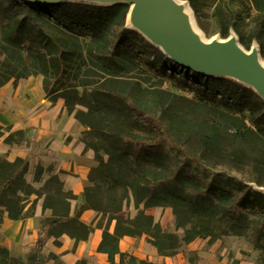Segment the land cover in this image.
<instances>
[{"label":"trees","instance_id":"16d2710c","mask_svg":"<svg viewBox=\"0 0 264 264\" xmlns=\"http://www.w3.org/2000/svg\"><path fill=\"white\" fill-rule=\"evenodd\" d=\"M188 1L197 13L201 0ZM245 1L248 6L241 1L243 9L256 11L247 40L232 21L237 12H224L216 5L214 11L223 19L220 33L225 36L232 27L245 45L259 40L263 53L264 0ZM35 7L54 19L61 29L52 36H32L18 28L0 31V86L42 75L46 98L51 102L63 99L67 113H73L83 126L80 141L94 151L98 165L88 172L91 184L81 193L84 205L71 215L70 200L76 195L64 188L58 175H50L35 189L23 177L27 171L25 160L16 157L9 161L0 156V208L6 209L8 218H22L30 195L36 194L32 204L42 198L43 210H51L42 221L46 237L53 236L59 246V237L66 234L76 245L90 234L91 226L79 217L91 208L102 217H108L97 251L107 254L109 264H152L119 249L118 241L124 235L146 233L158 255L168 257L196 238H208L212 242L220 235L245 236L249 224L247 213H230L231 192L243 188L241 179L231 177V189L225 190L217 182L199 185L181 168L170 169L167 144L175 142L170 139L174 127L163 123L161 114L155 117L153 113L169 112L173 103L162 100L167 93L150 83V77L141 71L137 62L142 52L148 53L154 58L144 64L153 67L158 50L142 37L139 46L132 42L125 45L127 29L113 30L123 26L129 4L91 5L65 1ZM134 46L140 47L139 52L133 51ZM162 66L177 68L175 62L166 59ZM140 72V77H136ZM192 76H196V72L192 71ZM175 81L182 89L189 88L196 94L197 101L188 100L192 105L186 106L178 117L187 120L188 131L198 134L199 148L223 157L235 170H243L244 164L248 165L251 175L248 181L264 184V99L227 77H215L210 84L189 83L178 78ZM1 129L2 126L0 137L4 135ZM242 138L250 143L245 149L239 143ZM4 142L26 143L25 133L12 130ZM40 173L41 169L37 168L35 180H39ZM216 181L220 180L216 178ZM7 191L20 192L24 198L18 199L25 202L11 205ZM129 191L138 209L134 218L118 214L123 201L128 200ZM141 204L143 209H139ZM159 205L171 207L175 228L183 229L182 236L162 231L160 225L153 223L152 215L145 213L146 209ZM112 221L114 228L110 232L108 225ZM253 241L255 247L262 250L260 264H264V221L256 229ZM43 243L39 238L35 251L24 261L11 256L2 246L0 264H45L40 256Z\"/></svg>","mask_w":264,"mask_h":264},{"label":"rangeland","instance_id":"374dc122","mask_svg":"<svg viewBox=\"0 0 264 264\" xmlns=\"http://www.w3.org/2000/svg\"><path fill=\"white\" fill-rule=\"evenodd\" d=\"M65 1L76 3L84 2L91 5H109L113 2L109 0ZM177 1L181 2L188 9V12L192 17L193 26L197 28L198 32L204 38L208 39L215 36L225 39L228 36L234 35L235 40H237L244 50L250 51L253 49L259 55V58L264 60V51L263 53L261 52L259 40L254 39L248 43V45H245L241 43L239 40L240 35L236 29L232 27L229 28L228 33L225 36H222L220 33V24L223 19L217 14L216 11H214L216 5L219 6L222 11L226 10L237 12L238 17L236 16L235 19L232 18V21L236 24V26H238V31H240L239 33H241V35L247 40V35H249V32L253 28V20L256 15V11H248L243 9L241 1L244 3V5L248 6L245 0H215L214 2H211L210 0H201L199 2L201 5L199 6V11L197 13L193 12L188 0ZM133 5L135 4H129V8L125 14L126 17L124 19L123 26L116 27L113 30L114 32H119L122 30V28L127 29V32L125 33V37L127 39L123 42L125 45H128V43L132 42L138 44L139 46V44L141 45L139 38L142 37L144 42L149 43L158 50L157 54H155L157 60L153 64V67H149L144 64L147 59L151 61L154 58L148 53L142 52L143 54H140L142 59L140 57L137 58V62L138 67L142 69L141 71L146 72L150 77V83H155L158 88L164 90L167 93V95H164V99L162 100H170L171 103H173L169 112L155 111L153 113L155 117H159L161 114L162 117L160 118L162 119L163 123H171L174 127V134L171 135L170 139H173L175 142L171 145L167 144V148L169 149L168 151L171 157L170 169L172 170L175 168H181L184 174L192 176L194 180L199 183V185L204 186V184L209 182H217L225 190L231 189V184H229V179L231 177L235 176L243 181V188L241 190H231L232 199L230 201V205H232V207L230 209V213L232 214L234 211L247 213L249 224L247 226L248 228L246 229V235H220L212 242H210L208 238L194 239L199 240L201 249L205 252H208V250L213 248L212 257L207 256L206 253H203V255H198L196 250H187L186 245H183L180 249H178L177 253H179V256L184 259L185 264H217L218 261L221 262L220 264H239L240 261H244L245 263L243 264H260L262 250L260 251L255 247L253 239L254 233L259 227L260 222L264 221V184L258 185L253 181H248L251 178V175L249 173L248 165L244 164V160L243 170H235L230 165H228L226 159L223 157L210 155V151H204L199 148V143L197 142L198 134L196 132L188 131L186 128L188 126L187 120L178 117V114L182 115V111L186 106L192 105L188 100L195 102L197 101L196 94L189 88L182 89L179 87L175 81V78L187 80L189 83L193 81H199L200 83L210 84L212 79L215 77H227L236 81L237 83L243 84L244 86L252 89L254 92H256V90L250 83L245 82L243 79H239L234 75H209L196 72V76L191 77V70H188L177 64L172 59V57L165 53L161 43L153 41L147 35V33H145L146 30L136 27L129 21L127 14ZM35 6H37V4L30 3L27 0H0V31L18 28L22 31L25 29L32 36L38 34L52 36L58 29H61L54 19H51L44 13L39 12ZM131 32H135L137 35H134ZM158 40L163 41L161 38ZM138 46H134L133 51L139 52L140 47ZM165 59L175 62L177 68L172 69L169 66H162V62ZM140 75L141 72L137 74L136 77H140ZM40 77L42 78V75H40ZM156 109H159V107L157 106ZM1 131L4 135L0 137V140L4 141V138L10 131L6 126H2ZM239 143L243 145V149H245V146L250 144L243 138ZM85 149L92 151L94 157L95 154L91 148L85 147ZM0 156L4 155L0 154ZM216 178H218L220 181H216ZM262 180H264V177ZM33 187L35 189H39L41 186ZM7 192L10 194L9 203L11 205H20L25 202L19 201L18 197L24 198L20 192ZM11 193H14V196L11 195ZM35 197L36 194L30 195V201L26 204V207L23 210V217L15 220H26L30 218L37 208V215L33 218L35 233L37 236L40 235L41 239H44L46 237V233H44L42 230V221L44 220V217L49 216L50 214H43L45 209L43 210L41 205L42 198L38 199L32 204V201L35 199ZM123 202L122 210L118 214L124 218H134L138 212V209L133 202V196L130 191L128 200H124ZM70 204V214L73 215L76 210H79L84 205L81 194L76 195V198L70 200ZM139 209H143V204L139 206ZM41 210L43 212H41ZM87 210H89V213H92V216L94 215V218H85L82 216V213L79 218L84 223L91 226V231L88 235V238L86 240H81L77 242L76 245H74V240L68 235L63 234L58 239V242L61 245H66L67 243L71 242V240L73 243V246L71 245L70 249L66 250L63 247L57 246L55 244V238L51 236L45 241V244L42 247L43 249L40 252V256L43 258V262H45V264H100L97 262L98 260H96L98 257H101L99 255L100 252H98L97 249L102 239V230L107 226L108 217H102L101 213H98L91 208H88ZM145 213L152 215L153 223L160 225V229H162V231L170 233L175 232L179 236L183 235V229L175 228V218L172 214L171 207L162 205L150 207L145 210ZM15 220L8 218L6 209L0 208V247H6L9 250L11 256L16 258L19 257L22 261H24L27 256L35 251L36 241H27L26 239L24 242L20 237L13 236L11 231H4L1 229L3 222L13 224ZM113 228L114 221L108 225V231L113 232ZM96 235L99 238V242L95 245V247H91L90 244ZM147 238L148 236L146 233L131 236L124 235L119 239L118 245L121 251H124L131 256L133 255L138 259L145 261L147 260L152 264H164L158 263L155 259H153L154 257H157L158 253L156 252L153 254L150 252V249L154 245L151 244ZM84 242H86V245ZM78 244H81L82 246L85 245V249L82 254L80 253L77 255L76 246ZM105 257L107 260L106 253ZM210 258L212 259L210 260ZM117 259L118 256L115 257L116 262L118 261ZM106 264H109V260H107Z\"/></svg>","mask_w":264,"mask_h":264},{"label":"crops","instance_id":"0c3cea01","mask_svg":"<svg viewBox=\"0 0 264 264\" xmlns=\"http://www.w3.org/2000/svg\"><path fill=\"white\" fill-rule=\"evenodd\" d=\"M0 126L8 127L10 132L22 130L25 133L26 143L23 144L9 145L0 140V154L9 161L19 157L27 162V171L23 176L27 183L40 187L50 175H58L64 188L75 195L81 194L84 188L91 184L88 172L96 167L98 162L94 159L92 151L86 150L79 139L84 128L73 113H67L63 99L58 98L51 102L46 98L40 75L20 79L16 84L11 81L0 86ZM37 168L41 169L39 180H35ZM50 211L48 208L44 212L41 210L46 215H49ZM91 214L89 210L82 212L85 218H92L94 215ZM36 215L37 208L30 218L15 220L13 224L3 222L1 229L11 231L13 236L20 237L24 242L27 239L35 240L37 243L41 236L35 233L33 218ZM49 238L43 239V246ZM98 242L99 238L96 235L90 244L91 247H95ZM84 244L86 245V242ZM71 245L73 246L72 240L66 245L60 244L59 247L68 250ZM85 245L76 246L77 255L84 252ZM186 246L187 250H196L198 255L203 253L210 257L213 255V248L208 252L203 251L199 240H193ZM150 252L154 254L157 251L154 252L151 248ZM99 255L101 257L96 259L97 262L106 264L105 253ZM153 259L164 264L184 263L179 253L171 257L157 255ZM243 263L245 262L240 261L239 264Z\"/></svg>","mask_w":264,"mask_h":264},{"label":"water","instance_id":"95a60500","mask_svg":"<svg viewBox=\"0 0 264 264\" xmlns=\"http://www.w3.org/2000/svg\"><path fill=\"white\" fill-rule=\"evenodd\" d=\"M33 4L51 5L64 3L65 0H27ZM108 1V0H107ZM113 3L140 4L156 15L157 27L147 35L155 42L161 43L167 55L179 64L193 72L217 75H241L264 99V75L256 63L244 55H235L230 51H220L206 54L193 51L184 46L182 37L184 27L177 13L162 0H109ZM159 38L163 41L158 40Z\"/></svg>","mask_w":264,"mask_h":264},{"label":"bare ground","instance_id":"6f19581e","mask_svg":"<svg viewBox=\"0 0 264 264\" xmlns=\"http://www.w3.org/2000/svg\"><path fill=\"white\" fill-rule=\"evenodd\" d=\"M167 3L172 10L177 13L179 20L184 27V36L182 37V42L185 47L193 51H199L206 54L216 53L220 51H230L235 55H244L251 58L261 72L264 75V60L259 58V55L252 49L250 51L244 50L241 45L235 40L234 35L228 36L225 39L219 37L204 38L193 26L192 17L188 12V9L177 0H162ZM129 21L140 29L146 30L145 33H153L157 27L156 15L150 13L147 8L141 6L140 4L133 5L128 12ZM239 79L247 82L246 79L241 76L234 74ZM49 209V208H48ZM50 210V209H49ZM155 252V246H152Z\"/></svg>","mask_w":264,"mask_h":264}]
</instances>
